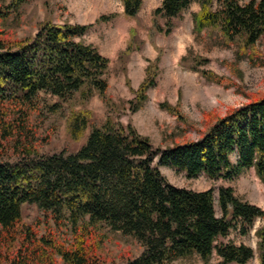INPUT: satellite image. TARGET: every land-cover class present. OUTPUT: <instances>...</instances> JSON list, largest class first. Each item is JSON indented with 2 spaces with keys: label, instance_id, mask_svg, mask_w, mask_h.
<instances>
[{
  "label": "trees",
  "instance_id": "trees-1",
  "mask_svg": "<svg viewBox=\"0 0 264 264\" xmlns=\"http://www.w3.org/2000/svg\"><path fill=\"white\" fill-rule=\"evenodd\" d=\"M27 1L10 0L0 7V264H105V229L130 236L141 247L137 256L122 253L120 264H245L254 256L251 247L219 240L230 232L247 235L256 219L262 222L255 232L257 259L264 264L261 208L230 187H220L216 199L211 189L175 187L158 169L169 166L189 178L203 174L231 181L252 168L264 184V95L248 93L246 103L222 116L205 113L206 129L199 138L164 149H154L130 124L106 118L89 125L88 111L71 113L72 139L89 125L84 143L73 154L38 153L52 130L39 137L46 114L63 116V103L74 95L81 102L94 94L104 99L107 60L82 42L87 25L44 21L32 37L14 38L3 25ZM120 1L127 17H135L142 4ZM193 2L199 6L192 15L194 33L219 28L224 44L237 46L238 58L264 39V0H161L150 39L162 31L157 18L170 26ZM130 35L127 54L142 44L134 30ZM158 59L148 63L129 102L131 113L143 108L148 90L156 86ZM202 74L217 85L232 84L226 77ZM39 93L57 102L40 106ZM159 109L184 117L178 105L161 102ZM25 203L34 204L41 219L25 223L20 214ZM40 225L43 234L37 231Z\"/></svg>",
  "mask_w": 264,
  "mask_h": 264
},
{
  "label": "rangeland",
  "instance_id": "rangeland-1",
  "mask_svg": "<svg viewBox=\"0 0 264 264\" xmlns=\"http://www.w3.org/2000/svg\"><path fill=\"white\" fill-rule=\"evenodd\" d=\"M9 1L0 0V7L6 6ZM160 3L161 0H142L137 15L127 17L120 0H28L4 23L3 28L17 39L32 37L38 25L44 21L87 25L82 42L94 47L107 60L104 99L94 94L86 102H81L74 95L63 103V116H49L44 112L46 115L37 129L39 137H44L49 127L52 130L47 141L37 147L38 153H75L84 143L89 125H101L106 118L124 126L130 124L138 134L150 140L154 149H164L199 138L206 129L205 113L222 116L229 108L246 103V94L264 95V39L238 58L237 46L225 45L219 28L209 27L198 34L194 33L192 15L199 10L195 2L180 17L171 19L170 26L166 19L157 18L162 31L150 39L154 10ZM131 30L136 32V38L142 44L139 50L127 54L125 51L131 42ZM157 57L156 86L148 90V99L143 108L131 113L129 102L135 97L148 63L154 62ZM225 62L235 64L234 69L227 67ZM202 72L226 77L232 84L229 87L217 85L208 81ZM38 96L40 106L57 102L55 97L43 93ZM161 102L178 105L183 119L160 110ZM79 111L89 112V125L78 139H72L67 129L68 117ZM230 158L234 163L237 160L235 153ZM155 162L156 159L154 165ZM158 169L166 181L175 187L194 191L211 189L215 199L220 187H230L236 196L264 211V184L252 168L245 169L231 181L213 180L203 174L189 178L184 172L169 166H158ZM215 211L219 216L217 203ZM20 214L27 224L41 219V213L34 204H22ZM261 224V220L256 219L247 235L230 232L219 241L251 247L254 256L245 264H258L255 232ZM37 231L43 234L44 228L40 225ZM101 231L106 235L102 247L107 257L105 264H120V255L126 251L134 256L141 252L140 245L132 237L106 229ZM188 263V260H182L173 264Z\"/></svg>",
  "mask_w": 264,
  "mask_h": 264
}]
</instances>
